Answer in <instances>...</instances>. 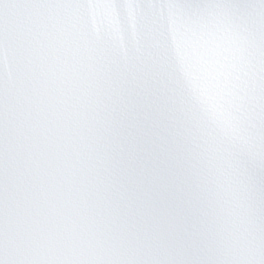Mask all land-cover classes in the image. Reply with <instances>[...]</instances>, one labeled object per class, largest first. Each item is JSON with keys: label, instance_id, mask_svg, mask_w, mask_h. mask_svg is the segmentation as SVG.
Masks as SVG:
<instances>
[{"label": "snow or ice", "instance_id": "1", "mask_svg": "<svg viewBox=\"0 0 264 264\" xmlns=\"http://www.w3.org/2000/svg\"><path fill=\"white\" fill-rule=\"evenodd\" d=\"M0 264H264V0H0Z\"/></svg>", "mask_w": 264, "mask_h": 264}]
</instances>
